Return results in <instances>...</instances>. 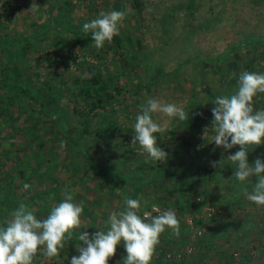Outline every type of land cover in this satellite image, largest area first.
<instances>
[{
  "label": "rangeland",
  "instance_id": "obj_1",
  "mask_svg": "<svg viewBox=\"0 0 264 264\" xmlns=\"http://www.w3.org/2000/svg\"><path fill=\"white\" fill-rule=\"evenodd\" d=\"M61 1L0 0V107H7L11 112L10 116L14 117L6 119V116L0 113V173L6 182L13 178L14 190L17 193L16 200L2 196L1 201H13V205L7 209L0 208V223L10 214L5 210H13L22 202L27 204L31 211L44 210L40 212V216L47 217L50 209H43L42 204L47 201L52 206L64 199L65 192H70L73 202L82 203L88 210L83 211L81 227L77 228V232L90 230V233L94 234L104 227L112 211L119 213L124 207L125 196L132 198L129 197L132 188L128 189L129 193L122 188L116 180L120 179L119 176L113 179L104 173L103 179L92 176L93 166L87 165L92 162L84 156L88 154L84 150L64 148L66 137L63 138L56 130L52 131L56 136L54 139L49 132L38 130L41 137L48 139L45 145L38 147L35 141L38 134L31 132L30 122L40 120V124L44 126L54 123V129L59 126V130L65 133L66 124H70L74 133H83L77 137L81 136V143L86 146L91 142L94 128L104 120L103 118H112L115 127L111 128L116 134L113 141L118 143L107 146L103 144L100 150L91 151L90 154L103 166L111 164L114 169L127 171L128 182H131L135 180L133 170L139 162H152L140 150L138 144H131L134 135L132 125L146 100L156 98L164 103H175L189 114L201 105L204 110H209L205 113L209 116L204 117L200 127L192 132L185 121L169 120L159 113L154 114L153 119L167 126L166 132L157 135L162 143L164 141L161 146L168 142V157L178 160L185 150L182 141L196 137L195 148L190 150L196 158L204 154L202 160L210 162L212 155L208 151L202 152V149L205 143L206 149L209 148V141L214 135L209 126L211 108L215 106L212 101L216 96L233 94L241 72L264 73V40L259 43L254 40L259 36L264 39V1L254 3L253 0H194V9L188 10L185 7L187 0H143L141 12L133 0H74L73 5L65 4L64 8L60 9L56 4ZM5 3L9 5L8 8ZM33 3L37 5L31 8ZM113 10L126 12L119 25V31L123 28L126 33L132 35L130 52L115 55L113 51H106L96 55L73 46L75 31H82L83 24L96 18L101 11ZM234 50H238L241 57L238 60V68L230 70L227 63L233 58ZM249 57H255L252 66L244 63ZM82 59L93 63L105 62L103 71L109 78V83L117 82L123 88L117 99L106 101L93 110L84 102L85 99L80 98L79 110L88 114L89 122L85 127L80 123L85 115L74 111L75 101L70 95L76 77L80 76L83 70L79 65ZM75 61H79L78 64ZM215 63L219 64V70L214 68ZM14 64H17L21 71L19 78L12 70ZM230 77H235V84L227 82ZM17 84L25 85V88L19 89ZM207 86L212 89V94L207 93ZM60 87L63 88L59 89ZM28 88L45 92L51 108L60 104L63 111L57 112L55 117L63 115L65 120L53 115L47 118L42 109L47 106L43 102L44 99L32 98L29 95L32 92H29ZM261 99V107L256 106L257 108H263L264 97ZM38 113H41L40 119ZM44 117L47 119L43 120ZM204 131L207 132L205 139ZM72 136L76 137L70 134L71 139ZM127 145L131 150L125 148ZM262 147L264 150V144ZM232 153L234 152L231 150L226 151L224 165L225 161H228L227 155ZM37 154L41 155L39 166L33 163V156ZM207 155L208 161L205 160ZM46 157L49 159L45 160ZM168 157L163 162L167 163ZM29 163L33 164L32 167ZM18 168L22 170L16 174ZM79 171L81 177L76 174ZM154 171L155 169L150 168L146 172L151 176ZM138 173L142 178L146 177L144 172ZM162 180V183H159L161 189L155 188L158 185L156 181L149 182L136 194L135 199L141 201V206L144 204L143 212H139L141 216L148 209L147 204H157L163 210L172 209L177 214L171 203L176 196L174 191L171 192L174 190V183L165 176H162ZM214 182L218 186L223 180ZM25 183L30 185L27 190L23 188ZM212 183L209 185L212 186ZM44 187L48 188H45L47 195H43L44 198L33 197L34 190ZM196 187L197 191L192 196L200 200L194 208L196 212L184 211L182 220L193 214L199 217L207 200L212 201L203 193L200 182H196ZM246 190L251 192L252 188L248 187ZM161 199L166 203L162 204ZM215 203L229 217L225 221L216 217L208 219L202 223V228L207 234L213 232V227L221 228L222 225L229 238L219 237L215 245L211 243L212 246H202L201 250H196V255L200 257L205 251L207 256L209 254L208 261L216 264L224 261L219 258V252L225 250L233 256L231 261L225 264H264V206L249 202L244 192L243 200L239 204L237 201ZM254 226L262 229L257 232L253 229ZM180 242L178 240V243L168 244L167 247L179 250ZM121 243L124 244L123 241ZM159 244H162V240ZM159 252L157 250L156 253ZM78 254L75 246L67 241L65 247L60 249L59 258L49 259L42 254L39 258L35 257L33 264H70V258ZM124 256V252L116 248V254L109 258L108 264H117L118 261L123 264ZM149 264L156 263L151 259Z\"/></svg>",
  "mask_w": 264,
  "mask_h": 264
},
{
  "label": "clouds",
  "instance_id": "obj_2",
  "mask_svg": "<svg viewBox=\"0 0 264 264\" xmlns=\"http://www.w3.org/2000/svg\"><path fill=\"white\" fill-rule=\"evenodd\" d=\"M36 5L33 3L31 8ZM125 16L124 11H101L96 18L83 24L82 31L85 35L91 33L93 46L99 50L120 34L119 25ZM261 94H264V73L241 72L235 92L216 96L212 101L215 106L211 108L209 125L214 133L209 142H213L216 147L227 151L239 146L237 151L227 155V160L233 167L232 176L240 185L251 181L253 177L257 178L251 192L243 189L247 200L257 206H264V160L257 157L250 164L248 153L264 143V108H257L255 99ZM157 113L169 120L189 119V112L175 103L148 98L141 106L132 125L134 135L131 144H138L153 164L166 161L168 156L167 152L157 146V136L154 135L167 131L166 124L153 119ZM206 135L204 131V139ZM223 162L222 156L209 163L211 167L219 169ZM29 187L27 183L23 185L24 190ZM140 209L139 199L125 196L124 207L119 213L112 211L103 228L94 234L81 231L76 236L82 243H76L75 248L79 254L70 258V264H108L109 258L115 256L117 245L122 241L126 252L123 264H149L161 234L167 229L179 236L180 222L172 209L161 212L154 208L159 214L152 217L147 212L141 216ZM83 211L84 205L74 203L70 192H65L64 199L52 205L49 214L43 219H38L27 204L20 203L0 223V264H33L38 251L49 259L59 258L60 249L73 239V230L81 227Z\"/></svg>",
  "mask_w": 264,
  "mask_h": 264
},
{
  "label": "trees",
  "instance_id": "obj_3",
  "mask_svg": "<svg viewBox=\"0 0 264 264\" xmlns=\"http://www.w3.org/2000/svg\"><path fill=\"white\" fill-rule=\"evenodd\" d=\"M134 4L137 6V9L141 12L142 8L141 6L143 5V0H133ZM261 1L264 0H253L254 3H259ZM74 0H62L61 2L57 3L56 6L59 7L60 9L64 8L65 4H69L70 6L73 5ZM6 6V8L9 7V5L7 3L4 4ZM182 5V3H181ZM185 7L188 10H193L195 7V2L194 0H187ZM172 16V15H169ZM166 18V16H165ZM164 23H168L165 22ZM189 25H192V23H188ZM203 26V25H202ZM199 26V27H202ZM120 34L116 37H114L113 41L111 43H105L104 46L97 50L94 46H93V41L91 40V33L85 35L83 33V31H75V34L73 35V46L84 50L85 52H93L97 54H102V52H106V51H113V54H126L128 52L131 51L130 49V44L133 43V37L132 35L126 33V31L122 28L120 31ZM256 39H254L255 41H257L258 43L260 41H263L264 39L259 36V37H255ZM138 43H139V38H137ZM61 42V41H60ZM232 48V47H231ZM123 50V51H122ZM123 54V55H124ZM241 54L238 50H234L233 51V58L230 60V63H227V68L230 70H236L238 68V60L240 59ZM255 57H249L248 59L244 60L245 65L247 66H252V63L254 61ZM79 61H75V63L78 64ZM218 62V61H216ZM82 72L81 75L77 76L75 79V86H73V89L70 92V95H72L73 100L75 101L74 103V111L80 112L82 114L85 115L84 118H82V120L80 121L81 125L83 124V126L85 127L89 120H88V114L85 113L84 111H82L81 109L79 110V101L80 98L82 97L83 99H85L84 102H86L89 107L93 110L94 108H96L97 106H101L104 102L108 101V102H112L113 100L117 99V96L120 95L121 91L123 90L122 85H119L117 82H113L112 84L109 83V78L105 76V73L103 71V68L105 67V62H101V63H93L88 59H82L80 61V64ZM13 68V66H12ZM214 68L216 70L220 69V66L218 63H215ZM10 69V68H9ZM8 70V69H6ZM16 72L15 75H17L16 77H20L21 76V71H19L20 69L18 68L17 64H14V68L12 69ZM89 75L91 76V78H89ZM154 75V74H153ZM236 79L235 77H230L229 80L227 81L228 83L231 84H235ZM148 83V81H147ZM151 85V84H150ZM13 86V85H12ZM16 87H19V89H23L25 88V85H16ZM63 87H60L59 89H62ZM148 88H150L149 83H148ZM206 89L208 90L207 93L208 94H212L213 91L211 88H209L208 86L206 87ZM30 93L29 95L33 98H39V99H44V103L47 105L45 107H43V111L44 114L46 115L47 118H49L50 116L53 115V117H55V114L57 112L63 111V107L59 104H56L55 107L51 108L50 107V100L48 95L45 92H38L37 89L35 88H28ZM261 97H264V94H261L258 98L256 99V106L257 107H261L260 103H261ZM1 101V99H0ZM264 108V105H262ZM56 108V109H55ZM1 110V114L6 116V119L9 118H14L11 117L10 114V110L3 106L2 108L0 107ZM35 110V109H34ZM57 110V111H54ZM208 110V109H207ZM204 110L203 107L200 105H198V109H196L195 112L190 113L189 114V119L185 122H187L189 124V131L192 132L194 129L199 128L203 118L208 117L209 115H206L205 113H207L208 111ZM41 111V108H40ZM202 113V115H201ZM41 113H38V118L40 119ZM58 117V119H62L65 120L63 115H59L56 116ZM55 117V118H56ZM37 118V117H36ZM47 118L44 117L43 120H46ZM104 120L102 122H100L98 124V126H96L93 130V134L91 136V142L89 144H87L85 146V144L81 143V136L77 137V135L79 134H83L82 132L76 134L74 133V131L72 130V127L70 126V124H66V132L63 130H59V126L56 127L55 129L52 127V125L54 123H47V126H44L43 124H40V120L34 121V122H30V128L32 129L31 132H33L34 134H38V130H42V131H47L50 133V135L52 136V138L54 139L56 136L53 135L52 131L56 130L57 133H60V135L65 138L66 137V142L64 145V148L68 149L69 147L73 148V150H81L88 154V155H84L85 157H87V159L91 160L92 163H88L87 165H91L93 166V172L96 173L92 176H95V178H100L103 179L102 175L107 174L109 176H111V178L113 179V177L116 178V176H119L120 179L118 180L116 178V180L118 181V184L121 185L122 188H125L127 191L129 188H132V194L129 193V197H132L133 199L136 198V194L139 193V191H141V189L143 188V185L145 183H149V182H155L158 184L156 185L155 188H159V183H162V176H165V178L172 180L174 183V190H171V192H175L176 196L173 199L174 201L171 200V203H173V207L174 210L177 212L176 216H178V220L180 222V234L179 236L174 235L173 233L170 232V230H165V232H163L160 236V240H162V244H159L156 246L153 257H152V262L156 263V264H212L210 261H208V257L209 254L207 256V252L203 251V253L197 256L195 251H199L201 250L202 246H212L211 243H213V245H215L214 243L216 242V240L219 237H225V238H229V234H226V232L224 233L223 231V227L221 225L217 227V228H212V233L209 232L207 234H205V230L202 228V223L207 222L208 219H202L199 218L198 216H195L196 214H193V218H194V228L187 222L186 218L185 220H182L181 218H183V214L184 211H188V212H196V210L194 208H196V203L199 201L198 199H194L192 198L193 194H195V192L197 191V187H196V182H200V184L203 186V193H205L207 196L209 188L207 187L208 184H210V182L212 181V178L216 176V168H213L210 166L209 162H204L203 159V155L200 154V156L198 158H196V156L193 155L192 153V148H195V142L197 141L196 137H193L191 140H183L182 144L184 145V152L182 154L179 155V159L176 160L174 157H168V161L167 163L165 162H157L156 164H153L152 162L149 163L146 160H143L142 162H139V164H137L135 166V174L133 175V179L135 180H131V182H128V172L124 171L123 169H114L115 167H112L113 165L108 164L106 166H103L101 164H99L96 159L91 157L90 152L92 151H97L101 149V146L103 144L107 145H115L118 142L113 141L114 137H115V132L112 131L113 128H111L112 126L115 127V123L114 121H112V118H103ZM11 121V120H10ZM66 122V121H65ZM184 122V121H182ZM0 125H2L0 123ZM117 127V126H116ZM119 128V127H117ZM129 128V127H128ZM82 131V129H81ZM56 133V134H57ZM71 135H75L76 137L72 139L70 137ZM66 135V136H65ZM157 136V146L161 147L165 152L170 153V149H169V144L168 142H166L163 146H161L162 140L161 138L157 135V133L155 134ZM178 137H180V135H177ZM46 140H48L47 138H43L41 137V135L38 134V138L35 139L36 144L38 145V147H40L42 144L45 145L46 144ZM199 141V140H198ZM162 143V144H161ZM200 143V142H199ZM210 143V144H209ZM208 144V149H206L207 146L206 143L202 149V152H206L208 151V153L210 155H212L210 157V161L212 160H217V159H221L222 156H225L226 151L222 148L213 146L215 145L213 142H209ZM35 144V145H36ZM67 144L68 147H67ZM263 144L261 143L259 146H256L255 149H252L249 151L248 153V160L249 163H254L255 159L257 157H260L262 160H264V156L262 151L263 150ZM203 144H201L202 146ZM127 150H131V147H129V145H127ZM172 148V147H170ZM212 148V149H210ZM191 149V150H190ZM239 149V146H234L232 149H230L232 152H235ZM190 150V151H189ZM211 150V151H209ZM104 151V150H103ZM228 151V150H227ZM106 152V151H105ZM10 153L11 149H10ZM40 154L34 155V165L39 166V158H40ZM174 156V155H172ZM209 155H207V157L205 158V160L208 161ZM219 157V158H218ZM225 158V157H224ZM45 160H48L49 158L46 157L44 158ZM21 162V160H20ZM22 164H19V166ZM29 166L32 167V163L28 164ZM224 165V164H223ZM167 166V167H166ZM22 167H25V165H22ZM161 167H163L161 169ZM224 168H219L218 170L220 172H224L225 170L232 172L233 171V167L230 164L229 161H225V165L223 166ZM150 168L155 169V171L152 173V175L150 176L146 171L150 170ZM22 169L18 168L16 174H18ZM137 170V171H136ZM144 172L146 174L145 178H142L141 176H139L138 172ZM76 174L78 175V177L80 176V171L76 172ZM81 177V176H80ZM255 179V178H254ZM105 182V181H104ZM4 191H3V188ZM14 181L13 178H11L9 181L6 182L5 179H3V177L1 176L0 173V208L2 209H7L9 206L13 205V201H1L2 196H4V198L7 199H11L13 198L14 200H16V195L17 193H15L14 190ZM7 186V187H6ZM8 188V190H6ZM45 188L44 189H40V190H34L33 191V197H35L36 199L38 198H44L43 195H47V192H45ZM48 189V188H47ZM161 189V188H159ZM40 191V192H39ZM126 191V192H127ZM134 193V194H133ZM98 196V195H97ZM210 196V195H209ZM163 198H165L163 196ZM98 199V198H97ZM18 200V199H17ZM85 201H87L85 199ZM94 201V199H93ZM162 204L166 203V201H164L163 199H161ZM240 201H237V204H239ZM212 204H214L215 206H217V204L215 203V201H211ZM144 204H142L143 206ZM43 209L49 210L51 207L50 202H45L44 204H42ZM140 209V212L142 210V207ZM147 208H149L151 205L147 204ZM200 206V205H199ZM219 207V206H218ZM11 209L5 210V212H11ZM44 210L41 209L40 212H42ZM84 211H88L86 209V206H84ZM38 219H43L46 218L44 216H40L41 213L39 212V210H33L32 211ZM155 215V214H154ZM187 215V214H186ZM153 216V215H152ZM151 216V217H152ZM214 217L216 218H222L224 221L226 220L227 217V213H225L223 211V209L220 212H217ZM213 219V217L211 218ZM210 219V220H211ZM4 220V218L2 219ZM224 223V222H223ZM248 223V222H246ZM251 223V222H250ZM253 227V229L257 230V232H259L260 229H262V227ZM90 229V227H89ZM194 229H200L201 233H196L193 235ZM74 231V236L73 239L70 241L72 243V246H75L76 243H82L79 242L76 239V236H78V232L77 229L73 230ZM191 234H190V232ZM87 232H91L90 230H87ZM214 232H216L217 234H214ZM76 233V234H75ZM92 234V233H90ZM190 234V236H189ZM187 236L189 238H187ZM186 237V238H185ZM183 238H185V240H182ZM177 239V241H173ZM190 239V240H189ZM159 240V241H160ZM178 240H180V248L183 247L187 240H189L188 242H193L194 245V249L191 253H184L182 252L180 255L178 254V252H180L178 249H171L168 248V244H173V243H178ZM187 242V243H188ZM117 249L121 252H124V254L126 255L125 249H124V244L120 243L117 245ZM157 250H159V254H157ZM43 253L39 252L37 253V257L39 258V256H41ZM35 256V257H36ZM190 256V257H189ZM34 257V259H35ZM232 253H229L228 251H221V254L219 255V258L223 259L224 261H219L216 264H225L226 262H230L232 259ZM33 259V260H34Z\"/></svg>",
  "mask_w": 264,
  "mask_h": 264
},
{
  "label": "crops",
  "instance_id": "obj_4",
  "mask_svg": "<svg viewBox=\"0 0 264 264\" xmlns=\"http://www.w3.org/2000/svg\"><path fill=\"white\" fill-rule=\"evenodd\" d=\"M262 152L263 153L261 154H263L264 156V151ZM223 166L224 165L220 166V168H224ZM215 171H216V176L212 178V181H211V183L213 182L212 186H210L209 184L207 186L209 188L208 194L210 195L208 196L209 198L212 199V201H242L243 200L242 188L243 187L252 188L256 180V177H253L251 181L245 183L244 185H240L239 182L236 181L235 178L232 176L233 171L229 172L225 170L224 172H220L217 168ZM217 180H223V182H220L217 186V183L214 182ZM237 192H239L240 194L236 195ZM214 234H217V233L214 232ZM220 254L221 252H219V255Z\"/></svg>",
  "mask_w": 264,
  "mask_h": 264
},
{
  "label": "built area",
  "instance_id": "obj_5",
  "mask_svg": "<svg viewBox=\"0 0 264 264\" xmlns=\"http://www.w3.org/2000/svg\"><path fill=\"white\" fill-rule=\"evenodd\" d=\"M208 202H206L201 210V213H200V216L199 218H202V219H211L212 217H214V215L217 213V212H220L222 209L218 206H215L214 204L211 203L210 200H207ZM154 208H158L161 212L164 211L162 208H160L159 205L157 204H152L147 210L146 212L149 213V217H151L152 215L153 216H156L158 215L159 213L154 211L153 209ZM145 213V212H144ZM155 214V215H154ZM187 222L194 228V218L192 215H190L188 218H186ZM196 233H201V230L200 229H194V232H193V235L196 234ZM194 249V245H193V242H188L186 243L183 247H181L179 249L180 252H178V254L180 255L182 252L184 253H191Z\"/></svg>",
  "mask_w": 264,
  "mask_h": 264
}]
</instances>
